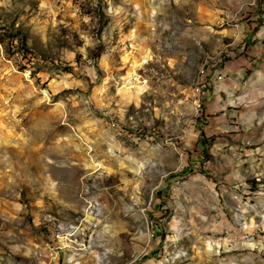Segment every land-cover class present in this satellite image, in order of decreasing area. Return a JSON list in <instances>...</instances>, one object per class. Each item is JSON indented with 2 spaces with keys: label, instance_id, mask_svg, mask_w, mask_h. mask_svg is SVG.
I'll return each mask as SVG.
<instances>
[{
  "label": "rangeland",
  "instance_id": "374dc122",
  "mask_svg": "<svg viewBox=\"0 0 264 264\" xmlns=\"http://www.w3.org/2000/svg\"><path fill=\"white\" fill-rule=\"evenodd\" d=\"M233 4L0 0V264H264L263 94L205 115Z\"/></svg>",
  "mask_w": 264,
  "mask_h": 264
},
{
  "label": "crops",
  "instance_id": "0c3cea01",
  "mask_svg": "<svg viewBox=\"0 0 264 264\" xmlns=\"http://www.w3.org/2000/svg\"><path fill=\"white\" fill-rule=\"evenodd\" d=\"M233 1L234 9L227 16L232 20L234 15L240 22L239 40L233 42L236 49L224 60L211 62L204 76L205 115L211 124H225L226 117L239 119L234 118L240 114L237 101H245L249 95L262 93L264 99V0ZM228 32L233 37L234 32Z\"/></svg>",
  "mask_w": 264,
  "mask_h": 264
}]
</instances>
